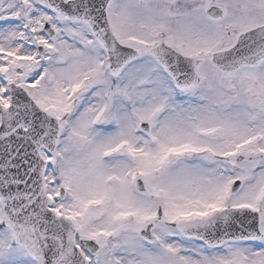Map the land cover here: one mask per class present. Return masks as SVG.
<instances>
[{
	"label": "snow or ice",
	"instance_id": "obj_1",
	"mask_svg": "<svg viewBox=\"0 0 264 264\" xmlns=\"http://www.w3.org/2000/svg\"><path fill=\"white\" fill-rule=\"evenodd\" d=\"M0 264H264V0H0Z\"/></svg>",
	"mask_w": 264,
	"mask_h": 264
}]
</instances>
